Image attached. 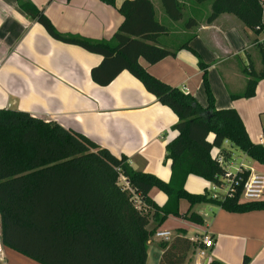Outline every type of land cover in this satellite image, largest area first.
Listing matches in <instances>:
<instances>
[{
    "label": "trees",
    "instance_id": "16d2710c",
    "mask_svg": "<svg viewBox=\"0 0 264 264\" xmlns=\"http://www.w3.org/2000/svg\"><path fill=\"white\" fill-rule=\"evenodd\" d=\"M17 1L28 17L41 23L55 39L104 56L92 70L99 84H109L123 70L140 79L148 91L177 114L173 129L178 134L166 145L172 168V178L166 181L133 168L126 155L118 156L56 121L25 110L0 108V217L4 245L39 264H146L151 236L169 215L181 216L182 199L190 203L187 217L199 224L203 218L191 211L198 203H214L232 212L264 210V199L243 202L238 196H229L216 200L207 189L203 193L186 189L187 178L192 174L209 182L218 181L217 176L224 170L213 150L230 158L234 152L225 147L226 141L261 164L264 144L252 141L235 108L216 107L209 64L188 41L180 47L190 49L199 58L207 106L193 94L157 78L141 64V58L154 64L176 54L158 43L166 28L156 20L150 0L123 2L119 11L125 19L111 40L61 32L31 0ZM102 1L116 5V0ZM195 1H211L207 17L210 23L229 13L257 34L264 30L263 0ZM163 2L173 19L182 18L181 0ZM194 25L196 19L188 18L186 26ZM259 49L262 69L257 71L251 64L244 66L243 72L248 76L246 89L242 94L232 93L233 99L255 96L257 85L264 78V43ZM211 135L213 138L209 139ZM121 175L128 178L130 189L121 183ZM154 187L167 194L164 206L153 201L150 192ZM135 195L141 196L151 209H138ZM151 219L157 222L153 228H149ZM192 246L184 236L163 242L159 264H185ZM208 264L224 263L211 259Z\"/></svg>",
    "mask_w": 264,
    "mask_h": 264
},
{
    "label": "crops",
    "instance_id": "0c3cea01",
    "mask_svg": "<svg viewBox=\"0 0 264 264\" xmlns=\"http://www.w3.org/2000/svg\"><path fill=\"white\" fill-rule=\"evenodd\" d=\"M31 1L44 10L61 32L95 40H111L125 19L119 11L125 0H116L115 6L102 0ZM150 2L156 20L166 28L158 43L176 54L154 64L141 58V64L157 78L193 94L207 106L199 58L180 46L188 41L209 68L218 61L240 58L242 63L238 68H224L217 87L212 83L216 107L235 108L252 141L260 143L264 135V78L251 98L233 99L231 94L245 91L248 76L243 68L254 66L252 49L264 43V30L257 34L229 13L221 14L210 23L207 17L211 4L205 11L204 21L191 14L188 18H195L197 25L187 27L185 11L182 19L175 20L163 0ZM103 59L101 54L55 39L41 23L28 17L17 0H0V108L28 109L35 116L56 121L118 156L126 155L133 168L169 181L172 168L166 145L178 134L173 129L178 122L177 114L128 70L121 71L107 85L96 82L92 70ZM41 96L42 108L17 106L18 98L29 100ZM212 138L213 135L209 137ZM225 147L234 149L229 141ZM216 152L214 149L213 154ZM254 163L260 169L264 165ZM211 183L192 174L185 187L193 193L207 189L211 194ZM150 195L159 206L168 200L167 194L157 187ZM189 209V201L182 199L181 216L169 215L157 228L156 231L169 230L172 235L169 240L151 236L146 264H159L164 252L162 243L171 242L176 236L187 237L193 243L185 264H208L211 259L224 264H264V210L232 212L214 203H198L191 211L203 218L199 224L187 217ZM156 225L151 219L149 228ZM204 234L212 236L213 246L205 247L200 240ZM201 249L205 250V256L199 255ZM4 250L5 259L15 264H32L29 257L14 248L4 245Z\"/></svg>",
    "mask_w": 264,
    "mask_h": 264
},
{
    "label": "built area",
    "instance_id": "2783aa9c",
    "mask_svg": "<svg viewBox=\"0 0 264 264\" xmlns=\"http://www.w3.org/2000/svg\"><path fill=\"white\" fill-rule=\"evenodd\" d=\"M184 90H187L185 87ZM260 143L264 144V135L260 138ZM216 159L223 168L222 174L218 175V181L211 183L210 196L216 200H224L229 196H238L243 202H251L262 200L264 198V173L256 170L255 167L248 165L245 160L236 162L234 155L227 158L224 154L217 151ZM120 170V169H119ZM120 181L125 187L130 189L129 180L125 175L120 176ZM135 205L138 209L149 208L143 198L135 195ZM1 217H0V257L5 254L4 244L1 237ZM155 237L169 240L172 232L169 230H158L155 232ZM200 240L205 247L214 245L212 236L204 234ZM200 256H205V250H199Z\"/></svg>",
    "mask_w": 264,
    "mask_h": 264
},
{
    "label": "rangeland",
    "instance_id": "374dc122",
    "mask_svg": "<svg viewBox=\"0 0 264 264\" xmlns=\"http://www.w3.org/2000/svg\"><path fill=\"white\" fill-rule=\"evenodd\" d=\"M263 2H264V0H263ZM210 4H211V1H206V2H203V3H196L195 0H187L186 2H182V5H183L182 6L183 7L182 8V12H183L182 14L184 16V11H185V14H186V17H185L184 21L188 17H190L191 14L196 16L197 19H200L201 21H204L206 19L205 11L210 6ZM183 16H182V18H183ZM238 20H240V19H238ZM252 53H253L252 61L254 63V66H252V67L253 68L255 67V69L257 71H260V69L263 66V62H262V55H261L259 47H255L254 49H252ZM244 62L248 63V60L244 59ZM241 63H242L241 59L237 57L235 59H232L231 61H226V60L218 61L216 65L211 66L210 68L208 67V77H209V82H210V86H211L212 91H213V88H212L213 84L212 83H214L215 87L218 86V83H219V78L218 77L223 72L224 68L228 67L231 70H233L234 68H238V66L241 65ZM214 96H215V94H214ZM17 101L20 102V104H17V106H23V107H28V108H42L43 107V105H42V103H43L42 96L41 97H30L29 100H27L25 97H24V99L23 98H18ZM20 110H21V108H20ZM24 110L28 111V109H24ZM233 152L235 153L234 158L236 159V162H241V161L245 160V162L248 165H251V166L255 167L256 170H258L259 172H263L264 173V165H263L262 169H260L258 167L259 165H256L254 163V160H252V158H250L241 149H239V148L234 146ZM4 257L5 256L0 257V264H6L8 262L12 263V264H15L13 260L9 261V260L5 259ZM28 260L31 261L32 264H38V263H35L34 260H32L31 258H29Z\"/></svg>",
    "mask_w": 264,
    "mask_h": 264
}]
</instances>
